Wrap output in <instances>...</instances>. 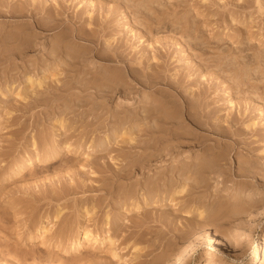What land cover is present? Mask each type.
I'll return each instance as SVG.
<instances>
[{"label":"rangeland","instance_id":"obj_1","mask_svg":"<svg viewBox=\"0 0 264 264\" xmlns=\"http://www.w3.org/2000/svg\"><path fill=\"white\" fill-rule=\"evenodd\" d=\"M55 1L61 0H0V264H92V262L94 264H136L137 261H140V258L143 260V264H147L148 261V264H172L174 258L178 255L184 256L183 259L186 260V264H200V262H203L209 255L213 256V258H222L225 262H232V260L244 256L248 250L251 251L252 246L256 244L260 246L264 240V177L259 176L260 179L256 180V176L254 178L252 176L244 177L236 175L239 169V160H236L239 156L238 152H246L243 150V147H241L243 144L241 146H236L238 151L235 149L230 152V164H227L228 166L226 167V170H229V172L226 175L217 177L215 170L208 175L205 173L206 176L198 183L194 182L195 178L189 179L186 182V188H190L192 185L191 195H187L185 190L181 193H176L181 188L183 182L175 177L168 179L164 175H171L176 171L173 170L176 167L173 165L177 155L186 159L187 166H190V171L197 162L205 161L206 158H208L207 153L210 150L217 149L221 152L229 151L233 139L224 133L214 135L208 134L206 131L196 133L194 136L191 134L185 137L179 135L173 136L167 132H163L164 135L161 132L160 134L163 136L160 134H144L137 137L140 135H138L140 131L136 132L138 130L137 124H141V120L138 116L139 112L143 110V105L147 103L149 107H154L153 99H151L152 101L143 102V100H146V96H149V98L155 96L164 99L166 98L165 96L171 92L172 95L169 94V98L174 97V92L170 91L166 85H160L158 88L161 89H154L155 86H141V83L138 84L136 81H132L133 84H131L133 86L128 83L119 84L120 81H124V76L121 75L124 73V66L113 61L109 62L107 59L103 58L105 57V48H107V38H110L114 33L98 32V27L95 24L93 28H95L98 33H93L97 35L99 40H96V42L92 41L91 43V40L95 37L94 35V37L92 36L93 33L89 31L84 32V24V28L80 25V32L75 27L76 24L74 22L77 21L75 18L79 19V14L85 16L77 10L78 7L82 4L85 9L90 7L87 5L90 0H62L60 3L64 7L68 5L67 3L70 4V2H73V4L67 6L68 8L70 7L69 9L72 11V13H70V10L68 12L69 19L71 17L73 20H69L68 17L65 16L67 13H65V15H63L67 17L65 21L62 20V23H52L50 17H48L49 14L47 15L48 11L45 10V6ZM93 1H95L94 4L99 6L100 2L98 1L115 5L125 0ZM140 1L141 3L144 2V4L160 1V3H162L161 6L157 5L158 3H154V5L158 6L160 9L176 7L177 5L179 6L180 2H185V4L180 6L179 14L188 13L190 16H194L199 20V25L202 24V34H204L206 39L211 41L210 47L216 46V44L220 45V49L217 52L211 50V55L209 54L208 57L216 59L219 53L227 54V57L231 55V51L234 56L237 57L230 62L224 59V63L229 62L230 64L227 66V68L231 69L229 72L226 70L222 72L213 66L205 68L206 72H208L206 76L212 77L213 73V76L218 74L222 77L220 79L223 81V84H220L221 86L219 85L216 92L215 90H211V92L213 91V95L210 93L209 99L214 102L219 92L220 94L217 100L219 99L220 103L223 102L222 100H224V102L228 101L227 98L229 95L231 98L232 93L233 97H240H237L238 100L234 97V100L236 99L237 101H240L239 99L241 98L243 101H245L244 99L253 100L254 98V109L257 111L259 110L257 112L259 116H255V119L257 118L256 120L262 121L264 125V117H262L264 115V7L260 9L257 0H247V2L243 3L244 6H235L233 4L234 0ZM242 1L243 0H239L240 3H242ZM263 1L264 0H262V3L264 5ZM129 2L132 3V1ZM136 2H138V0H136ZM33 8L37 9L35 10ZM133 9L134 7L128 9L129 12L127 11V17L124 15L127 19L129 18L128 23L130 27L135 23L134 15L131 12ZM233 9L236 14L235 21L232 22L233 16H231L232 14L230 13ZM33 10H35L36 13H34ZM76 11L80 13L77 15ZM123 14H119L120 16L118 15L115 17L116 20L114 18L113 21L123 20L126 22L127 20L126 18L124 20ZM172 18L173 17H171L170 20H172ZM57 23L58 26L56 27ZM50 24L53 25L51 27L52 29L50 28ZM134 27L137 28V26ZM139 28L140 27L137 29ZM69 31H71L72 34H68L70 33ZM76 32L79 33L75 35ZM139 32L141 33L140 29ZM86 36L92 39L88 41ZM155 36L160 39H162V37L163 39L165 37L182 39L180 33L176 31H160L157 34L155 33ZM157 37L154 38L158 39ZM245 47H249V49ZM98 48L100 51L103 49V51L100 52ZM77 50L79 51L77 52ZM87 50H89V52H87ZM73 53L80 54L78 63L81 61L80 64L77 62L74 64L72 67L74 71L69 70V67L67 68V65L62 63L63 60L65 62V60L69 59ZM146 53V50L140 52V54ZM101 54L104 56L99 57ZM56 55H59V59L62 60L60 61L58 57L55 58ZM81 56L84 57L82 58ZM191 58L192 61L189 59V62L196 63L198 61L196 56ZM91 61L101 64L98 65V67H94L89 65ZM63 64L66 66H63ZM83 65L87 68L83 67ZM64 67H66L67 70ZM84 68L86 72H84ZM91 71L93 77L91 76ZM111 71L117 72V74L120 75H117L116 81L113 80L114 83H110L114 88H112L114 93L109 99L104 92L107 88L101 89L100 85L104 81V79L102 80L103 75ZM219 71L224 73V75ZM82 72L88 74L90 78L95 77L94 81L86 82L80 79L83 76V74H81ZM245 73L247 75H245ZM236 76L237 78H234ZM28 77H32L31 82L27 81ZM90 78L87 77L86 79L89 80ZM40 80L43 81L42 84H36ZM61 81H67L66 83L69 88L66 92L55 90V88L53 90L54 86L58 85V83H62ZM32 82H34L33 85L31 84ZM235 83H240L243 89L247 88L248 84L255 87L258 86L259 88L256 89V94H254V92L250 94L248 92L237 94L232 86ZM196 87L198 88V86ZM196 87H194L195 90ZM230 87L233 89H230ZM161 90L165 91V93ZM42 91L44 92L42 93ZM49 92H54V95ZM94 92L96 94H94ZM40 93L42 94L41 99H39ZM91 93H93V95H91ZM61 94L63 96H60ZM163 94L165 95L163 96ZM244 94L248 95L246 96ZM52 95L57 99L53 98ZM220 95L224 99H222V97L220 98ZM130 97L132 98L131 103H126L127 98ZM64 98L65 100L61 101ZM31 99H38L40 105H38V103L32 104L31 106L25 105L31 102ZM257 99L259 100L257 101ZM24 100L25 102H23ZM80 100L85 103L75 105L78 106L76 108L75 106H70V103L72 104L73 102L74 104L75 102H80ZM87 100L92 103L87 102L86 104ZM55 101H58L59 104H54ZM62 102L63 104H60ZM51 104L55 106L53 107ZM260 107L261 109H259ZM82 112H85V114H82ZM117 113H120V116L116 117ZM127 113L132 114V116L136 115V117L133 119L126 118L125 115ZM95 116H97L98 119H95L94 124H90ZM57 120L64 121L63 126L66 127L58 126ZM134 126H136V128H134ZM87 131L92 132L87 134L89 136L87 140H84L85 137H87ZM59 133L60 135H55ZM122 133L126 134V137H123ZM80 136L82 137L79 138ZM106 136H111L109 139L110 142L108 141V147H111L112 151L105 155L100 154L96 156L98 147L94 149L92 148V144L95 143V146L98 144L97 142L105 139ZM248 136L250 138L247 139V141H250V145H257L256 147L254 146L257 148L255 149L256 155H254L255 157L253 156L254 160L259 163L260 161L264 163V138H255L254 140L252 135L250 136V134H248ZM52 137L54 138L52 139ZM128 137L138 140L137 142H133L137 146V149L135 146V157L133 155L131 159L130 157L125 158L124 154H120L123 152L122 150L127 151L131 144L126 140ZM251 138H253L252 142ZM33 140L36 142V148L32 146ZM66 140L70 143L74 142L73 148H78L79 146V152H68L65 147V142H68ZM57 141L60 142L58 143ZM80 143H82V146ZM51 144L57 146L56 148L61 150L57 160H55L53 164H51L53 161H43L45 154L42 155L43 149L51 148ZM75 144L77 146H75ZM90 144L91 146L89 147ZM112 148L117 150V152L113 151ZM142 151L144 154L140 155L139 153ZM175 153L177 154L176 156ZM152 154L158 155V157L149 160ZM87 155H89V157H87ZM27 157L33 160L31 165H27L19 174L12 175L15 168L25 162L24 160H26ZM141 158L142 160L148 159L149 165L144 171H139L128 178L120 179V182L123 181L120 183L121 188L119 191H115L114 194L120 196L121 192L127 190L130 184H136L137 187H139L140 184L143 186L146 182L160 176V179H158L159 181L154 183L155 192L152 197H150L151 201L144 204L145 210H139L138 208L125 209L126 206L123 205L122 202H116L111 198L110 193L112 190H109V193V191L107 192L106 190L90 189L87 186L82 188V185L85 184L91 185V183H94L95 186L98 185L99 183L96 179L100 177L101 174L99 173H102L103 176H112L110 169L105 170L103 168L106 162L117 167V165L125 163L127 160L138 161L139 159L141 160ZM98 164H100V166H98ZM183 164L184 163L180 164V166H183ZM260 180L263 181L261 182ZM52 182L54 183L52 184ZM195 184L197 186H195ZM234 185L237 187V190L246 189L245 192L251 195V200L255 201V204L253 203L255 207L250 210V215L240 214V211L235 208L244 206L247 199H244V197L234 198L227 195L225 188H236ZM54 187L58 190L59 195L52 200L50 198ZM142 192L143 190L141 189L140 198ZM166 192L168 193L166 194ZM100 194L105 195V200L99 206L94 203V199ZM174 203L176 204L174 205ZM94 204L95 207L93 206ZM198 207L200 209L206 208L207 211H210V214L214 215L211 225L198 231L196 235L189 240V242L197 239L205 241L204 244H201L196 251L189 256L188 252H186L187 249H185L187 242L179 243L174 239L176 238L178 229L184 227L186 218L199 217L197 215ZM60 208L61 214L54 218L55 214H57V210ZM88 208L90 209V216L86 215L83 217L81 215L83 214L82 210ZM189 209L192 210V212L188 213L187 211ZM144 211L151 217L149 222L145 224L149 226L148 229L150 233L145 235L141 240L139 238V232L131 228L130 225L133 220L142 217L141 212ZM106 213H108L110 217L114 216L118 218L116 225L119 227L114 235L116 245L113 247L115 249L114 251L121 257L119 260L112 257V252L109 250V244L107 242H104L98 247L97 253L94 254L93 252L90 254L87 252L86 254L88 256L86 254L66 253L62 247L57 245L58 232L63 226L72 223L71 233L74 235V231L79 225L87 226L88 224L93 227L95 224L93 222L98 223V221V224L101 225V221ZM158 215H164V218H160ZM88 217H92V220H89ZM242 218H245V220H242ZM239 220L242 224H239ZM216 225L225 227L226 233L228 234L235 233L234 230L237 231V228L240 226V229L242 228V235L240 237L243 240L241 241L242 245L234 243L232 239L228 241L226 237H216V235H214V226ZM44 226L52 228V232L55 235L53 238L54 243H43V240L38 236V233H40V230ZM104 227L105 229L108 228V226ZM171 239L173 241H171ZM152 244L155 246L153 247ZM134 245L137 247L133 249ZM172 246L174 248H172ZM141 248L142 250L145 249L143 250L144 256L138 257L136 252L141 250ZM170 249L172 253H170ZM223 251H225L224 254ZM168 253L173 254L171 255V259L165 256V254L167 255ZM261 253L264 254V249H261ZM147 254L148 257H146ZM251 256L252 255L247 254V259H250ZM210 264L216 263L212 261Z\"/></svg>","mask_w":264,"mask_h":264},{"label":"bare ground","instance_id":"obj_2","mask_svg":"<svg viewBox=\"0 0 264 264\" xmlns=\"http://www.w3.org/2000/svg\"><path fill=\"white\" fill-rule=\"evenodd\" d=\"M61 1H55L54 3L48 2L49 4L47 3L48 5L46 4L47 6H45V10L48 11L47 15L49 14L48 17H50V19H51L50 21H52V23H54V22L59 23L62 20L65 21V19L67 17L69 19V13L68 12L70 10L69 9L70 7L68 8L67 6H69L70 4H73V2L72 3L70 2V4L67 3L68 4L67 6L65 4L66 7H64L60 3ZM108 1H111V0H108ZM125 1H123L124 3L121 2L120 4L113 3L115 5L108 4V2L101 3L102 1H98V2H100L99 6H98L97 4H94L95 1L90 0L87 4L90 7H87L85 9L83 4L78 7L77 10H79L85 16L79 14L80 13L79 11H78V13L76 11L77 15L79 14V19L75 18L77 21L75 20L76 22H74V23L76 24L75 27H76V29L79 30V32L81 30L80 25H82V28H84L83 26L85 25V28L83 29V30H85L84 32L89 31V32L93 33V32H97V30H99L98 32H101V31L104 33L108 32L109 34L114 33V35H112L110 38H107V48H105V52H104L105 57H103V58L107 59L109 62L113 61L115 63L122 64L124 66V68H125L124 73L121 74L122 76H124V81L123 82L118 81L119 84L120 83L121 84L122 83L131 84L132 81H134V82L136 81V82H138V84L141 83V86L142 85L143 86H149V87L155 86L154 89H157L158 87H160V85H166L170 89V91L174 92L173 93L174 97L169 98V94H171L172 93L171 92V93L167 94L165 96L166 98H164V99L157 98L155 96H153V98H149V96H146V100H143V102L145 103L147 101H152L151 99H153L154 100V103H153L154 107H149V104L147 103V104L143 105V110L141 112L138 111L139 114L137 112V114L141 120V124H139V123L137 124L138 130L136 132L140 131V133L138 132V135L139 134L140 135L137 137H140L144 134H150V135H152V134L156 135L157 134L158 135L161 132H162V134H163V132L164 133L167 132L169 134H172L173 136L179 135V136L185 137V136H189L191 134H193V136H194V135H196V133H201L202 131L203 132L206 131L208 134H214V135L224 133L233 139V141H232L233 143H232V146L230 147L231 149L229 151L227 150V151L221 152L220 150H217V149L216 150H214V149L210 150L207 153L208 158H206L205 161L197 162L194 165V168L190 171H189L190 166H187L186 159L179 157L175 153V156L176 155L177 156H176V159L174 160L175 162H174L173 166L174 167L176 166V167L173 170H176V171L174 172V174L164 175V176H166L168 179H172L173 177H175V178H177L183 182L181 185V188L176 193H181L185 190L187 195H191L190 193H191V186L192 185L190 186V188L188 187L189 189L186 188V182L189 179L195 178L194 182L198 183L199 181H201V179H203L206 176V174L208 175L210 172H212L214 170H215L217 177L226 175L229 172V170H226L227 169L226 167L228 166L227 164H230L229 163L230 162L229 161L230 152L235 150V149H236V151H238L236 146H241L242 144L243 145L241 147H243V150H245L246 152H243V151L238 152L239 156L237 157L238 159H236V160H239V162H238L239 169L237 168L238 172L236 173V175L244 176V177L245 176H252L254 178L256 176L257 177L256 180L260 179V177H264V163H261L260 160H259L260 161V163H259L258 161H255L253 158V156L256 155L255 149H257V148H255V147L257 145L256 146L254 145L255 147L251 146L250 141H247V139L250 138L248 136V134H250V136L252 135V137H254V140H255V138L256 139L257 138H259V139L264 138V125H263L262 121L256 120L257 118L255 119V116H257V115L259 116V114L257 113L259 110L257 111L254 109V105H253L254 98H253V100L252 99H250V100L244 99L245 101L241 100L242 99L241 98V99H239L240 101H237L238 100L237 97H239V96H237V97L234 96L237 99V100L236 99L234 100V97L232 96L233 93H232L231 98H230V95L227 98L228 101L224 102V100H222L223 102L220 103L219 99L217 100V97L220 94V92H219L217 97L216 96H215L216 98L214 97L215 101L217 100L216 102L215 101L212 102V100L209 99L212 92L214 90L216 92V89L219 88L220 84H223V81H222V79H220L222 77H220L218 74H216V72H215V74H216L215 76H213L214 73L212 74V77L206 76L208 72H206L205 68L206 67L208 68V66H210V67L213 66L214 68H216L217 70H220L222 72L224 70L229 72V71H231V69L227 68V66L230 65L229 62L232 61V59H234V58L236 59L237 57L234 56L232 51H231V55L227 56V57H226L227 54H220V53L217 55L216 59H214L212 57H208L209 54L211 55V50L217 52L220 49V45L216 44V46L210 47L209 45L211 44V41L206 39L204 34H202V31H203V30L201 31V25L202 24L199 25L200 24L199 20L196 19L194 16H190L188 13L179 14L180 6L185 4V2H180L179 6L176 4L177 5L176 7L174 6L172 8L167 7V8L160 9L158 6L154 5V3H158L157 5L161 6L162 3H160V1L159 2L153 1V2H150L149 4H144V2L141 3L140 0H138V2H136V0H127L126 2ZM129 1H132V3ZM257 1H258L257 3L259 4V8L262 9V7H264L262 0H257ZM245 2H247V0H243L242 3H240L239 0H234L233 4L235 6H244L243 3H245ZM132 7H134V9L131 12L134 15L133 17L135 19V23H134V25H132V27H130L129 23H128L129 18L128 19L126 18L127 17L126 14H127L128 9H132ZM163 7H165V6H163ZM73 8H74V6H73ZM33 9H35V8H33ZM35 10H33L34 13H36ZM234 11L235 10L233 9V11L230 13V14H232L231 16H233L232 22L235 21L236 12H234ZM65 13H67V15H65ZM70 13H72V11ZM74 14H75V12H74ZM119 14H123L122 16L125 15L126 17L124 16L123 18H124V20L126 18L127 21L126 22H124L123 20L122 21H119V20L115 21L116 20L115 17H117ZM63 15H65L67 17H65ZM171 17H173L172 20H170ZM114 18H115V20L113 21ZM70 19H72V18L70 17ZM58 23L56 24V27L58 26ZM95 24L98 27L97 30H95V28H93V26H95ZM52 26L53 25H51L50 28ZM134 26H137V28L140 27L139 29L141 30V33L139 32V29H137ZM165 30L166 31L179 32L182 39H180V38L176 39L174 37L169 38L168 36H167L168 38L165 37L163 39V37H162V39H160L157 36H155V33L157 34L158 32L165 31ZM69 32L70 33H68V34H72L71 31H69ZM79 32H76L75 35H77ZM81 32H83V31H81ZM121 32H123V33H121ZM104 33H103V35H104ZM93 35L95 37H97L96 34L93 33L92 36ZM105 35H107V34H105ZM131 36H132V38H131ZM95 37L93 39L91 38L92 40L90 38H88V41L90 39L91 43H92V41L96 42V40H99L98 37H97L98 39ZM154 37H157L158 39H156ZM71 38H73V37H71ZM83 39H85V38H83ZM102 43H104V42H102ZM181 45H183V46H181ZM100 46H102V45H100ZM95 47H96V45H95ZM101 48H103V47H101ZM245 48L249 49V47L248 48L245 47ZM74 50H76V49H74ZM74 50H73V52H74ZM142 50H146L147 53L146 54H140V52ZM78 51L79 50H77V52ZM99 51H100V49H99ZM102 51H103V49H102ZM102 51H100V52H102ZM70 52H72V51H70ZM80 52H81V50H80ZM87 52H89V50H87ZM90 52H91V50H90ZM96 54H95V56H96ZM139 54H140V56H139ZM173 54H175V55H173ZM69 55H71V54H69ZM79 55H78V53L77 54L73 53L69 59L65 60V62L63 60L62 63L67 65L66 66L63 64V66H66L67 68L69 67L68 69L72 70V67L74 66V64L76 62L77 63L79 62V58H80ZM101 56H104V55L103 54L99 55V57H101ZM193 56H196V58L198 59V61H197L198 63L196 62L197 64L195 62L194 63L189 62V59ZM57 57L59 59V55H56L55 58H57ZM67 57H69V56H67ZM224 59L229 60V62L224 63ZM94 61H91V63L88 62L89 65H92L94 67H98V65L101 64V63L98 64V62H94ZM80 63H81V61H80ZM80 63H78V64H80ZM116 66H117V64H116ZM66 67H64V68L67 70ZM83 67H85V66L83 65ZM234 67H235V65H234ZM85 68H87V67H85ZM85 68H84V70H85ZM72 71H74V70H72ZM204 71L206 72V74ZM245 71H246V69H245ZM84 72H86V70ZM222 72H220V73H222ZM66 73H67V71H66ZM77 73H78V71H77ZM79 73H80V70H79ZM81 74H83V76L80 79H83V81H86V82H93L94 81L95 77L92 78L93 77L92 71H91V76H92L91 78H90V76H88V74H84L83 72ZM222 74L224 75V73H222ZM117 75H120V74H117V72H112V71L103 75L102 80L104 79L105 82L103 81V83H101L100 87H101V89L107 88L104 90V92L107 94V98H109V99L112 97V95L114 93V91H113L114 88L110 83H112L113 80L116 79ZM245 75H247V74L245 73ZM237 76L234 78H237ZM87 77L90 79L87 80L86 79ZM223 79H224V77H223ZM31 80H32V77L27 78L28 82H31ZM65 80H63V81H65ZM63 81H61L62 83H58V85L54 86L53 90L55 88V90H58L61 92H66L69 87H68V84L66 83L67 81L66 82H63ZM42 82L43 81L40 80L36 84L41 85ZM33 83L34 82H32L31 84L33 85ZM241 83H243V82H241ZM196 86H198V88ZM232 86H233V88L237 94H242V93H246V92H248L249 94L251 92H254V94H256V89L259 88L258 86L255 87L253 85L248 84L247 88L243 89V87L240 85V83H235ZM194 87H196V90L194 89ZM29 88H30V86H29ZM231 88L232 87H230V89ZM49 89H50V87H49ZM158 89H161V88H158ZM211 90H213V91L211 92ZM39 92H41V91H39ZM43 92L44 91H42V93ZM95 92H97V91H95ZM95 92H94V94H96ZM162 92L165 93V91H162ZM227 92H229V91H227ZM231 92H234V91H231ZM49 93H52L54 95V92H49ZM37 94L39 95L38 92H37ZM41 95L42 94L40 93V96H39L40 98L38 97L39 99H41ZM91 95H93V93H91ZM164 95L165 94H163V96ZM214 95H215V93H214ZM244 95H246V94H244ZM259 95H260V93H259ZM60 96H63V95L61 94ZM240 96H242V95H240ZM260 96H258V97H260ZM64 97H66V96H64ZM221 97L222 96L220 95V98ZM32 98H34V97H32ZM53 98H55V97L53 96ZM144 98H145V96H144ZM55 99H57V98H55ZM222 99H224V98L222 97ZM32 100H34V99H31V102H28L25 105L31 106L32 104H37V103H38V105H40L38 99H35L34 101H32ZM64 100H65V98L61 101H64ZM225 100H226V98H225ZM258 100L259 99H257V101ZM131 101H132L131 97L127 98L126 103H131ZM23 102H25V100ZM87 102H89V101L87 100L86 104H87ZM259 102H261V101H259ZM259 102H258V104H259ZM42 103H44V102H42ZM81 103L83 104L85 102H83L82 100H80V102H75L74 104L72 102V104L70 103V106L80 105ZM89 103H92V102H89ZM93 103H94V101H93ZM54 104L58 105L59 103H58V101L57 102L55 101ZM60 104H63V102ZM51 105H53V104H51ZM54 106L55 105H53V107ZM76 107H78V106H75V108ZM95 107H97V106H95ZM261 107H262V105H261ZM261 107L259 109H261ZM21 108H23V107H21ZM29 109H31V108H29ZM184 109H185V111H184ZM82 114H85V112H82ZM134 114H135V112H134ZM262 115H263V113H262ZM262 115H260V116H262ZM117 116H120V113L119 114L117 113L116 117ZM73 117H75V116H73ZM125 117L133 119L136 117V115L132 116V114L127 113L125 115ZM262 117H264V115ZM95 119H98L97 116H95L91 120L90 124H94ZM81 120H83V119H81ZM63 123H64V121L60 120V121H58L57 124H58V126L61 127V126H63ZM145 125H147V126H145ZM63 127H66V126H63ZM134 128H136V126H134ZM63 129H65V128H63ZM91 132L90 131L86 132L87 137H85L84 140H87V138L89 136L87 134H89ZM55 135H60V133L55 134ZM163 135H161V136H163ZM81 137L82 136H80L79 138H81ZM123 137H126V134H123ZM123 137H122V139H123ZM53 138L54 137H52V139ZM110 138H111V136L110 137L106 136L105 139L97 142L98 144H96L95 146H94L95 143L92 144L93 145L92 148L96 149V147H98V149L96 151V156H98L100 154L105 155L108 152L110 153L112 151L111 147H108L109 146L108 144L110 142L109 141ZM55 140H56V138H55ZM98 140H99V138H98ZM126 140L131 144H130L127 151H124L121 149L123 152L120 154L121 155L124 154L125 158L130 157V159H131V156H133L135 154V150L137 149V146L133 142L134 141L137 142L138 140H134L132 137H128V138H126ZM156 140H157V138H156ZM66 141H68V140H66ZM83 141H82V143L84 144ZM179 141H181V140H179ZM252 141H253V138H251V142ZM77 142H78V140H77ZM86 142H85V144H86ZM89 142H91V141H89ZM73 143L74 142L70 143L69 141L65 142V147H66L67 151L68 152H75V153L79 152V146H78V148L77 147L73 148L72 147ZM82 143H80V145ZM32 146L34 148H36L35 140H33ZM48 146H49V144H48ZM51 146L52 147L49 149H43L42 155L45 154L43 161H49V162L53 161L51 163V164H53L55 162V160H57L58 154L60 153L61 150L57 149L56 148L57 146H53L52 144H51ZM75 146H77V145L75 144ZM90 146H91V144L89 145V147ZM135 146H136V149H134ZM140 147H142V146H140ZM44 148H46V147H44ZM143 149H144V147H143ZM113 151L117 152V150H114V149H113ZM263 152H264V150H263ZM139 154L140 155L144 154V152L142 151ZM242 156H243V158H242ZM28 157L26 160H24L25 162H23L20 166L15 168L14 172H12V175L13 174H19L20 172H22L24 170V168L27 165H31L33 160H31ZM87 157H89V155H87ZM134 157H135V155H134ZM154 157H158V155L152 154L149 157V160L150 159L153 160L152 158H154ZM38 158H40V157H38ZM49 162H48V164H49ZM96 162H98V161H96ZM182 163H184L183 166H180V164H182ZM148 165H149L148 159L142 160V158H141V160L139 159L138 161L127 160L125 163H121V164L117 165V167H114L110 163L106 162V164L103 168L105 170L110 169L112 176H106V175L103 176L102 173H99L100 172L99 171L98 173L101 175H100V177H98V179H96V181L99 184L96 186L94 185V183L93 184L91 183V185L85 184V185H82L83 186L82 188L87 186L90 189H95V190L96 189H102V190H106L107 192L109 190H112L111 193L109 191L111 198L114 199L116 202H122V204L126 206L125 209H127V208H130V209L131 208H138L139 210H145L146 208L144 207V204L151 201L150 197H152V195L155 192L154 183L159 181L158 179H160V176H157V178L154 180L146 182L143 186L140 184L139 187H137L136 184H130L129 188L127 190H125L124 192H121L120 196H116L114 194V192L119 191L121 188L120 183H122L123 181L120 182L119 181L120 179L128 178L136 172L144 171ZM94 166H95V164H94ZM98 166H100V164H98ZM177 172H178V174H177ZM125 180H127V179H125ZM118 181H119V183H118ZM54 182H52V184ZM124 182H126V181H124ZM261 184H263V183H261ZM155 185H157V184H155ZM195 186H197V185L195 184ZM141 189L143 190V192L141 193V198H140V190ZM225 189L227 191V195L230 197H234V198H243L244 197V199H247V202L245 201L246 203L244 204V206L235 207V208H236V210L240 211L239 212L240 214L250 215V213H251L250 210L253 207H255V205H254L255 201L251 200L252 199L251 195L245 192L246 189L241 190L239 188L240 190H237V187L236 188L229 187V188H225ZM52 191H53V193L51 194L50 199L53 200L54 197H56L59 194H58V190H56L55 187L52 189ZM167 193L168 192H166V194ZM104 200H105V195L100 194V195L96 196V198L94 199V203L96 205L100 206ZM172 203H173V201H172ZM95 204L93 205L94 207H95ZM175 204L176 203H174V205ZM91 207H89V208H91ZM204 207H206V206H204ZM89 208L86 210H84V209L82 210L83 214H81V215L83 217L86 215L90 216V209ZM198 208H197V215L199 217L186 218V222L184 224V227L179 228L178 233L176 234V238L175 239L173 238L175 241H177L179 243L187 242L185 249H187L186 252H188L189 256L193 252H195L196 249L201 244L205 243L204 240H200V239L192 240V242H189V240L194 235H196V233L198 231H201L202 229H204L207 226L209 227V225H211V221L213 220V215H214V214L213 215L210 214V211L209 210L207 211L206 208H203V209H200V208L198 209ZM187 212L190 213V212H192V210L189 209ZM60 214H61V208L57 210V214H55L54 218L59 216ZM141 214H142V217H138L137 220H133L130 227L133 229H136L139 232V238L142 240L145 235L150 233V231L148 229L149 226H146L145 224L149 222V219L151 217H149V215H147L146 211L141 212ZM166 215H168V214H166ZM158 216L160 218H162V217L164 218V215H162V216L158 215ZM88 218H89V220H92V217H88ZM117 220H118V218H116L114 216L110 217V215L108 213H106V215L104 216V218L101 221V225L98 224L99 221H98V223L93 222V223H95L93 227L89 226L88 224H87V226L79 225L76 228V230L74 231V235H73V233H71L72 223L71 224L68 223L67 225L63 226L62 229L58 232L57 245L62 247V249L66 253H69V254H77L78 253L79 255H84L87 252H89L90 254H92L93 252H94V254L97 253L98 247L101 244H103L104 242H107L109 244V250L112 252V257L117 258L119 260L121 257L114 251L115 249L113 247L116 245L114 235L118 231L117 228L119 227L116 225ZM242 220H245V218H242ZM240 223L241 222L239 220V224ZM79 224H81V223H79ZM104 226H108V228L105 229ZM214 228H215L214 235H216V237L217 236L226 237V239L228 241H230L232 239V241L234 243L242 245L241 241H243V240L240 238L242 235V232H241L242 228L240 229V226L238 228L236 227L237 231L234 230L235 233L233 232V234L226 233L225 227L220 226V225H216V226H214ZM52 231L53 230L51 227H46V226L42 227V229L40 230V233H38V236H40V238L43 240V243H48V244L54 243L53 238L55 235ZM173 233H175V232H173ZM171 241H173V240L171 239ZM152 246L154 247L155 245L152 244ZM163 246H164V244H163ZM136 247L137 246L134 245L133 249ZM172 248H174V247L172 246ZM261 249H264V240L260 246H259V244L252 246L251 251L248 250L244 254V256L236 258V259L232 260V262H225L222 260V258H219V257L213 258V256L209 255L206 257L205 260H203V262H200V264H210L212 261H214V263H216V264H259V263L264 264V254L261 253ZM143 250H145V249H143ZM143 250L141 248V250H138V252H136V254H138V257L144 256ZM170 253H172V250ZM224 253H225V251H223V254ZM247 254L252 255L250 259H247ZM171 255H173V254H169V253L167 255L165 254V256H167L168 259H171V257H172ZM185 255H187V254H185ZM146 257H148V254ZM183 258H184L183 255L176 256V258H174V262H172V264H186V260ZM139 260L140 261L139 262L137 261L136 264H143V260H141V258ZM148 262H147V264H148ZM95 263H96V261H95ZM92 264H94V263L92 262ZM97 264H99V263H97Z\"/></svg>","mask_w":264,"mask_h":264}]
</instances>
